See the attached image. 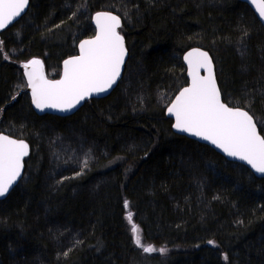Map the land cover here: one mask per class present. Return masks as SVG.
I'll return each instance as SVG.
<instances>
[{
	"label": "trees",
	"instance_id": "obj_1",
	"mask_svg": "<svg viewBox=\"0 0 264 264\" xmlns=\"http://www.w3.org/2000/svg\"><path fill=\"white\" fill-rule=\"evenodd\" d=\"M100 10L121 21L122 78L69 116L36 114L19 64L40 58L58 78ZM192 47L264 137V29L240 0H29L0 31V132L30 145L0 200V264H264V178L164 116ZM132 224L156 253L136 246Z\"/></svg>",
	"mask_w": 264,
	"mask_h": 264
},
{
	"label": "snow or ice",
	"instance_id": "obj_2",
	"mask_svg": "<svg viewBox=\"0 0 264 264\" xmlns=\"http://www.w3.org/2000/svg\"><path fill=\"white\" fill-rule=\"evenodd\" d=\"M28 2L0 0V29L19 17ZM252 3L260 18L264 19V0H252ZM95 21L97 34L93 39L80 43V55L64 61L61 79H46L40 60L33 59L23 65L25 69H31L25 75L27 86L32 90V103L37 109L67 111L90 94L105 92L116 83L126 55L124 38L117 31L120 18L101 12L96 14ZM184 59L189 65L192 80L167 109L175 116L173 127L210 141L228 156L245 161L256 172L264 174V137L257 133L253 116L222 103L212 72V61L206 52L194 49ZM201 68L208 75L200 76ZM27 155L28 145L23 140L0 134V196H4L20 177L22 159ZM128 219L131 223V213ZM131 232L137 247H142L146 253L156 251L153 246L142 243L138 226L132 224Z\"/></svg>",
	"mask_w": 264,
	"mask_h": 264
},
{
	"label": "water",
	"instance_id": "obj_3",
	"mask_svg": "<svg viewBox=\"0 0 264 264\" xmlns=\"http://www.w3.org/2000/svg\"><path fill=\"white\" fill-rule=\"evenodd\" d=\"M240 1H241V2H244L245 4H247V6L253 11V13L255 14V16H256V18H257V20L259 21V23L261 24V26H262L263 29H264V19H261V18H260L259 13H258L257 10H256V7H255V6L253 5V3H252V0H240ZM27 7H28V4H27V6L25 7V9L23 10V12L21 13V15H20L19 17L14 18V20L11 21L8 25H6L3 29H5V28H6L7 26H9L10 24L14 23L16 20H18V19H19L24 13H25V11L27 10ZM101 12H108V13H111L112 15L117 16L116 14H114V13H112V12H110V11H107V10H100V11L94 12V13L92 14V17H91V25H92L93 30H94L93 35H91V36H89V37H85V38L80 39L79 42L77 43V50H76L75 55L70 56V57L66 58L65 60H68V59H70L71 57H74V56H78V55H80V47H79V46H80V43H81L82 41H84V40L93 39V38L95 37V35L97 34V26H96L95 16H96L97 13H101ZM120 22H121V21H120ZM120 24H121V23H120ZM3 29H0V31L3 30ZM117 31L119 32V28L117 29ZM120 35H121V34H120ZM121 36H122V35H121ZM122 37H123V36H122ZM124 47H125V49H126L125 44H124ZM194 49H198V50H200L201 52H206V53L208 54L209 58H210L211 61H212V72H213L214 77H215V80H216L215 65H214V62H213L212 57L209 55V53H208L207 51H205L204 49L199 48V47H192V48L186 50V51L182 54V56H181V61H182V64H183V66H184V68H185V77H186L187 81H186V84H184L183 86H181V87L176 91V93L174 94V96L171 98V100L168 102V104H167V105L165 106V108H164V116H165V118L171 120V130H172L174 133L178 134V135L185 136L186 138H189V139H191V140H193V141H195V142H198V143L204 144V145H206V146H209V147L212 148L214 151H216L218 154H220L222 157H224L227 161H229V162L239 163V164H241L242 166L246 167V168H247V169H248V170H249V171H250L255 177H257V178H264V174H261V173L256 172V171H255V170H254L249 164H247V162L242 161V160H239L238 158H235V157H230V156H228V155H227V154H226L221 148H218L216 145L212 144L210 141H206V140H204V139H202V138H200V137H197V136L191 135L190 133H187V132H182V131H180V130H178V129H176V128L173 127V125L175 124V116L169 114L168 111H167V109H168V107L171 106V103L175 100L176 96L179 95L180 91H181L183 88H185V87H189L190 84H191L192 77L189 75V65H188L187 61H185L184 57H185L189 52L193 51ZM127 56H128V52H127V49H126V55H125V58H124V63H123V65H122V67H121V74H120L119 78L117 79L116 83L113 84L111 88L107 89V91L102 92V93H92V94H90L89 96L85 97L82 101H80L78 104H76V106H75L74 108H72V109H70V110H67V111H60V110H58V109H53V108H45L43 111H41L40 109H37V108L35 107V105L32 103V90H31L30 87L27 86V87H26V90H27V92H28V94H29V98H30V103H31V107H32V109H33V110L36 112V114H38V115L52 114V115H56V116H60V117H64V116H69V115L73 114L74 112H76V111L80 108V106L85 102V100H87V99H90V98H102V97H104V96H107V95H108V94H109V93H110V92H111V91L117 86L118 82H119L120 79L122 78V72H123V68H124V64H125V62H126ZM34 59L40 60L41 63H42V65H43V62H42V60H41L40 58H34ZM31 60H33V59H31ZM65 60H63V62H62V67H61L60 75H59V77L56 78V79H49V78L46 76L45 71H44V65H43V74H44L45 78L48 79V80H59V79H61L62 76H63V72H64V61H65ZM29 61H30V60H29ZM30 70H31L30 68H29V69H25V68L23 67V76H24L26 82H27V76L25 75V73H26V71H30ZM199 75H200V76H206V75H208V72H207L205 69L201 68V69H199ZM216 84H217V80H216ZM217 87H218V89H219L218 84H217ZM219 91H220V89H219ZM220 94H221V92H220ZM221 101H222V103H224V104H225L226 106H228V107H232V108H240V109H242V110H245V109H243V108H241V107H238V106H230V105L226 104V103L222 100V95H221ZM245 111H246V110H245ZM249 114H250V113H249ZM250 115H251V114H250ZM254 123L256 124L255 120H254ZM256 128H257V133H258L259 135H261L260 132H259V128H258L257 124H256ZM0 134H2V135H6V136H9V137L12 138V139L23 140V141L28 145V155L25 156V157H23V159H22V165H23V167L21 168V175H20V177H18L17 180L13 183V185L10 187L9 191H8L4 196H0V200H3V199H5V198L8 196V194L13 190V188L18 184V182H19V181L21 180V178H22L23 170H24V160L29 156V153H30V145H29L28 141L25 140L24 138L14 137V136H12V135H10V134H8V133H5V132H0ZM261 136H262V135H261Z\"/></svg>",
	"mask_w": 264,
	"mask_h": 264
},
{
	"label": "rangeland",
	"instance_id": "obj_4",
	"mask_svg": "<svg viewBox=\"0 0 264 264\" xmlns=\"http://www.w3.org/2000/svg\"><path fill=\"white\" fill-rule=\"evenodd\" d=\"M24 64H26V62H24V63H20L19 65L20 66H23ZM48 78H50L49 76H47ZM21 86H19L20 88H24V87H27V82H26V80H25V78H23V80H22V83L20 84ZM257 124V123H256ZM258 126V125H257ZM151 253H156L155 251H153V252H151Z\"/></svg>",
	"mask_w": 264,
	"mask_h": 264
}]
</instances>
